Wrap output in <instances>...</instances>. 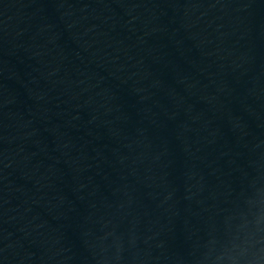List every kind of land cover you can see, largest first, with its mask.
Instances as JSON below:
<instances>
[{"label": "water", "instance_id": "95a60500", "mask_svg": "<svg viewBox=\"0 0 264 264\" xmlns=\"http://www.w3.org/2000/svg\"><path fill=\"white\" fill-rule=\"evenodd\" d=\"M246 264H264V219Z\"/></svg>", "mask_w": 264, "mask_h": 264}]
</instances>
